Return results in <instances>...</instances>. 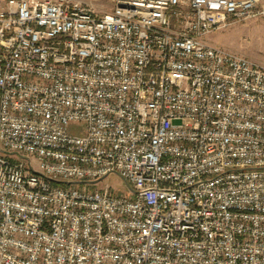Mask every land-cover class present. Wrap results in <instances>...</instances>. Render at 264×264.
Returning <instances> with one entry per match:
<instances>
[{
	"label": "built area",
	"instance_id": "1",
	"mask_svg": "<svg viewBox=\"0 0 264 264\" xmlns=\"http://www.w3.org/2000/svg\"><path fill=\"white\" fill-rule=\"evenodd\" d=\"M254 19L0 0V264H264V64L207 41Z\"/></svg>",
	"mask_w": 264,
	"mask_h": 264
},
{
	"label": "rangeland",
	"instance_id": "2",
	"mask_svg": "<svg viewBox=\"0 0 264 264\" xmlns=\"http://www.w3.org/2000/svg\"><path fill=\"white\" fill-rule=\"evenodd\" d=\"M207 41L213 46L223 47L264 64V30L259 19L230 24L210 35ZM79 129L80 127H77L76 130ZM106 183L124 193L125 184L119 178L110 177Z\"/></svg>",
	"mask_w": 264,
	"mask_h": 264
}]
</instances>
